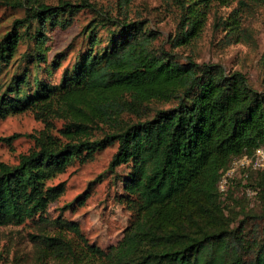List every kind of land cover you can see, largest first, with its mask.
I'll use <instances>...</instances> for the list:
<instances>
[{"label": "trees", "instance_id": "1", "mask_svg": "<svg viewBox=\"0 0 264 264\" xmlns=\"http://www.w3.org/2000/svg\"><path fill=\"white\" fill-rule=\"evenodd\" d=\"M15 3L25 13L0 39V75L26 40L34 47L25 56L44 55L46 28L67 25L83 9L94 13L95 22L86 32L90 49L59 83L28 69L0 78V118L31 111L44 124L29 133L34 144L16 161L0 157V225L37 217L53 223V230L29 235L59 264H264V172L245 182L261 198L258 212L233 224L217 204L218 182L230 162L264 146V89L241 70L158 44L160 32L147 18L132 20L90 0ZM232 3L237 24V11L264 0H175L179 21L172 46L198 36L213 4ZM98 24L107 28L106 39ZM155 101L170 105L156 108ZM115 143L99 178L111 172L120 186L115 197L130 218L118 242L103 249L71 235L69 229L79 232L63 217H46L65 191L64 180L49 181Z\"/></svg>", "mask_w": 264, "mask_h": 264}, {"label": "rangeland", "instance_id": "2", "mask_svg": "<svg viewBox=\"0 0 264 264\" xmlns=\"http://www.w3.org/2000/svg\"><path fill=\"white\" fill-rule=\"evenodd\" d=\"M15 1L0 0V39L11 28L14 19L25 13ZM59 1L48 0L52 4ZM90 1L113 14H122L132 20L149 19L160 32L158 44H164L180 56L191 55L200 62L221 63L227 71L241 70L248 75L254 87L264 89V5H255L243 14L237 11L236 24L233 23L235 3L213 4L198 36L191 43L173 47L170 39L176 34L179 21L175 0ZM94 17L92 11L83 9L67 25L46 28L48 38L43 47L44 55L40 59L30 60L29 55L25 56V51L34 47V42L30 44V41H24L12 61L2 67V81L10 79L16 72L28 69V72L36 73L48 82L59 83L64 70L90 49V39L86 32L94 24ZM98 27V35L106 39L107 28L100 24ZM152 105L156 108L167 107L170 102L155 101ZM43 125L31 111L0 118V136L18 133L12 140H0V157L10 162L16 161L19 153L28 151L34 144L29 133L36 132ZM117 146V143L107 146L87 161L74 163L66 172L49 181L56 184L64 180L65 191L50 204L46 217L50 220L63 217L66 222L74 224L79 232L77 234L75 230L67 229L71 235H82L103 249L118 242L130 218V212L115 197L120 186L112 181L111 172L99 178L108 168ZM125 170L124 166L117 168L121 174ZM231 182L228 196L221 194L217 204L232 223L237 224L246 212L260 210L261 198L254 193H247L249 187L245 185L244 176ZM53 229V223L48 224L38 217L20 225H0V264H59L54 258L43 255L40 244L29 235L30 232Z\"/></svg>", "mask_w": 264, "mask_h": 264}, {"label": "built area", "instance_id": "3", "mask_svg": "<svg viewBox=\"0 0 264 264\" xmlns=\"http://www.w3.org/2000/svg\"><path fill=\"white\" fill-rule=\"evenodd\" d=\"M255 171L264 172V146L257 148L252 154H243L231 161L220 176L218 182L220 194H226L233 179L244 176L246 181L249 175ZM247 193L253 195L254 192L248 188Z\"/></svg>", "mask_w": 264, "mask_h": 264}]
</instances>
